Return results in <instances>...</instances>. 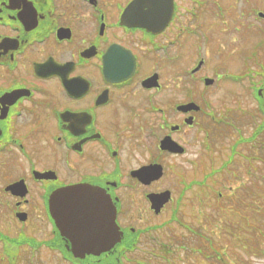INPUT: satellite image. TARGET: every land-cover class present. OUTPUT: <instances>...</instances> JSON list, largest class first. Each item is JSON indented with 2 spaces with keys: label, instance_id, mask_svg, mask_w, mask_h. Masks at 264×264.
Returning <instances> with one entry per match:
<instances>
[{
  "label": "flooded vegetation",
  "instance_id": "obj_1",
  "mask_svg": "<svg viewBox=\"0 0 264 264\" xmlns=\"http://www.w3.org/2000/svg\"><path fill=\"white\" fill-rule=\"evenodd\" d=\"M262 59L264 0H0V264H122L173 223L192 232L180 249L196 264L200 229L177 206L200 181L175 197L163 186L169 159L219 138V126L238 131L227 146L264 129ZM223 89L235 97L215 101ZM219 143L206 142L209 160ZM77 185L102 188L116 207L123 239L107 254L74 258L50 213L52 195Z\"/></svg>",
  "mask_w": 264,
  "mask_h": 264
},
{
  "label": "rangeland",
  "instance_id": "obj_2",
  "mask_svg": "<svg viewBox=\"0 0 264 264\" xmlns=\"http://www.w3.org/2000/svg\"><path fill=\"white\" fill-rule=\"evenodd\" d=\"M216 61L219 60L216 59ZM260 61L264 64V59ZM230 65L234 67L233 63ZM249 66L255 68L251 60ZM213 97L214 100L215 98L228 100L235 96L223 89L218 90L216 96L213 95ZM245 104L248 106V112H252L248 114L256 113L251 102L248 103L247 101ZM220 109L221 107L218 106L217 110ZM216 114H218V111ZM208 121L211 124L213 123V120L208 119ZM258 123L262 124V119H259ZM251 130H253V126L250 125L246 135L241 132L242 136L248 138L251 135ZM219 131V138L210 139L208 135V138L199 139L198 148L194 144L189 145L188 159H186V156L169 159L175 169L169 171L168 180L163 183V186L168 187L175 197H178L181 192L182 182L195 179L203 183L205 175L213 169H218L230 155L231 146H227V143L228 140L232 142L238 140V131L228 130V133H224L223 126L221 130L219 126ZM206 142L211 143V145L221 142L214 145L210 153L212 158L210 160L207 151L204 150ZM262 145H264V131L260 132L254 142L249 143V146L244 144L238 146V152H235L234 155L236 162L233 164L232 169L226 171L225 174L218 172L214 174L215 176L207 178L205 187L201 189L193 186L192 190L184 191V197L180 200V205L177 206V210L179 209L177 216L183 217V220L197 228V230L200 229L198 223L201 221V229L199 230L202 233L200 234L201 238L208 236L204 234L203 228L207 231H213L210 237L214 240L215 247L224 254L222 260L217 261L216 264H264V148L261 149ZM193 152H196L195 155ZM256 157L258 160L247 161L248 158ZM192 160H194L195 168H193ZM194 170L197 174H194ZM218 192H222L223 196L225 194L228 197L224 196L220 199ZM198 198L202 202L201 206ZM133 215L138 216L136 212ZM169 215L170 212H168V215H164L161 220L152 219L151 222L144 225L162 224L169 220ZM162 220L163 222L160 223ZM144 225L139 227H144ZM185 235L186 233L181 227L174 223L156 230L143 236L140 242L141 250L127 254L122 264H135L131 262L134 259L142 262L151 259L146 264H159L157 256L161 255L160 249L167 250L169 264L175 263L177 258L181 260L180 264H195L192 257L183 258L184 251L179 248L180 245H186L185 243H187L186 240L185 242L182 240ZM202 241V239H199L200 244H202ZM150 249L155 252L154 255H150ZM203 251L200 250L199 256L201 258H205ZM163 264H166V262ZM196 264L207 263L199 259Z\"/></svg>",
  "mask_w": 264,
  "mask_h": 264
},
{
  "label": "water",
  "instance_id": "obj_3",
  "mask_svg": "<svg viewBox=\"0 0 264 264\" xmlns=\"http://www.w3.org/2000/svg\"><path fill=\"white\" fill-rule=\"evenodd\" d=\"M54 196L57 227L68 236L74 257L107 253L120 242L115 208L101 189L80 185L64 188Z\"/></svg>",
  "mask_w": 264,
  "mask_h": 264
}]
</instances>
